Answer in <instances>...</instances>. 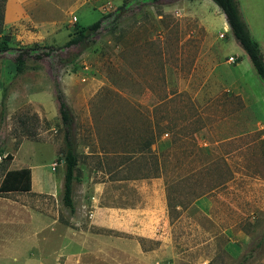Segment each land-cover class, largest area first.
I'll list each match as a JSON object with an SVG mask.
<instances>
[{
  "label": "rangeland",
  "instance_id": "374dc122",
  "mask_svg": "<svg viewBox=\"0 0 264 264\" xmlns=\"http://www.w3.org/2000/svg\"><path fill=\"white\" fill-rule=\"evenodd\" d=\"M38 1L25 14L10 3L6 19V0L0 33L14 47H57L28 58L20 73L13 56L0 58V186L8 170L29 167L35 188L0 190V214L17 218L27 260L63 264L66 235L72 246H96L97 235H109L116 248L138 242L147 255L90 254L87 264H264V82L225 31L220 7ZM238 1L264 53V0ZM124 2L131 5L93 42L58 48L104 14L112 20ZM57 85L74 116L75 213L63 203ZM107 207L150 209L146 226L157 237L133 234L137 224L122 214L108 226L106 214L94 212ZM7 220L0 218L2 245Z\"/></svg>",
  "mask_w": 264,
  "mask_h": 264
},
{
  "label": "trees",
  "instance_id": "16d2710c",
  "mask_svg": "<svg viewBox=\"0 0 264 264\" xmlns=\"http://www.w3.org/2000/svg\"><path fill=\"white\" fill-rule=\"evenodd\" d=\"M5 1L2 0L0 5V33L4 31L5 20ZM142 3L159 2L161 0H133ZM214 1L225 14L229 23L231 31L239 42L241 47L246 51L251 60L254 69L259 78L264 82V53L259 42L253 37L247 22L245 21L238 0H212ZM131 3L124 2L116 11V16L110 20L113 13L104 14L101 19L95 21L87 26H82L64 43L58 47L65 49L81 44H90L93 42V37L101 30L102 27L116 22L119 17V11L127 9ZM113 27V26H112ZM57 50L54 46H40L35 44L30 47H14L9 44V36L5 35L0 38V58L4 55H11L14 57L17 72H23L28 66V58L42 59L44 56H52V52ZM6 98V92L3 93ZM56 97L59 102V111L64 127L65 150L63 155L64 164V183H63V203L73 213L75 211L74 203V181L76 179V172L79 166V154L77 151V143L74 133V116L68 107L65 96L59 85L56 86ZM5 117V109L0 111V117ZM10 154H8L9 156ZM11 158V156H10ZM31 189V168L23 167L15 170H8L5 178L0 186L1 191L22 190L29 191Z\"/></svg>",
  "mask_w": 264,
  "mask_h": 264
},
{
  "label": "crops",
  "instance_id": "0c3cea01",
  "mask_svg": "<svg viewBox=\"0 0 264 264\" xmlns=\"http://www.w3.org/2000/svg\"><path fill=\"white\" fill-rule=\"evenodd\" d=\"M43 1H47V0H43ZM204 0H202L203 2ZM38 0H7L6 2V19H7V11H8V5L11 3V5H13V7L16 5V10L17 13L19 14H25L28 13V9L32 8V4L35 5V7H37ZM73 6V5H72ZM241 7V6H240ZM60 8V7H58ZM74 9V7H69L68 8V14L70 12H72V10ZM241 9V8H240ZM242 10V9H241ZM14 12V11H13ZM242 12V11H241ZM243 14V13H242ZM8 19H12V15L10 16V18ZM245 19V17H244ZM246 21V19H245ZM247 22V21H246ZM248 24V22H247ZM249 26V24H248ZM250 29V28H249ZM32 171V176H31V182H32V188H34L33 186V169ZM36 190L39 191H43V188H38ZM75 211H76V206H75ZM75 211L73 213H75ZM95 214L99 213V214H106L107 216V223L108 226H110V222L113 221L115 215H121L125 216L128 219H133V221L135 222V224H137V226H134V228L132 229H128L129 231H131L133 234L137 235V236H141V237H145V238H156L157 235L151 231H153L152 229H149L146 226V222L152 217V211L150 209H142V208H137V209H130V210H126L123 209V211L115 209V208H111V207H107L106 209H97L94 211ZM97 214V215H99ZM0 218H6L8 219L7 221H9V223L11 224V230L9 233H7V235H9V239H7V243H0V264H36L34 260H27V256L29 257L30 254L27 252L26 248H24L23 246L20 245L19 243V236L17 234L16 230H13V222H17V218L16 217H12V216H8L3 214V211H1L0 214ZM105 220V219H103ZM6 221V222H7ZM124 228V227H123ZM130 228V227H129ZM97 235V234H96ZM100 236V240L101 243H97L96 246H83L80 244H77L76 242L74 243V245L72 246L70 241H68V235H66L65 238V244L61 245L59 248V253L60 255H63L64 258V263L63 264H87L88 262L84 259V257L86 255H111L116 253H134L136 255H143L146 256L147 255V251H144L143 248L140 246V244H136V242L133 245L132 250H128L130 248H116L115 247V242H114V237H111L109 235H97ZM149 252V251H148ZM144 262H140V264H143ZM39 264L40 263L39 261Z\"/></svg>",
  "mask_w": 264,
  "mask_h": 264
},
{
  "label": "bare ground",
  "instance_id": "6f19581e",
  "mask_svg": "<svg viewBox=\"0 0 264 264\" xmlns=\"http://www.w3.org/2000/svg\"><path fill=\"white\" fill-rule=\"evenodd\" d=\"M223 26H224L225 31L230 28L229 23L226 19L223 20Z\"/></svg>",
  "mask_w": 264,
  "mask_h": 264
},
{
  "label": "built area",
  "instance_id": "2783aa9c",
  "mask_svg": "<svg viewBox=\"0 0 264 264\" xmlns=\"http://www.w3.org/2000/svg\"><path fill=\"white\" fill-rule=\"evenodd\" d=\"M231 59H232V60H234V58H233V57H232Z\"/></svg>",
  "mask_w": 264,
  "mask_h": 264
}]
</instances>
